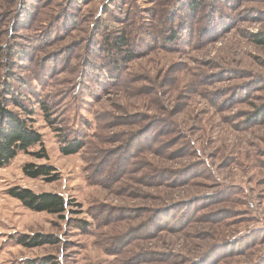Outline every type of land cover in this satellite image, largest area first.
<instances>
[{
	"label": "rangeland",
	"instance_id": "1",
	"mask_svg": "<svg viewBox=\"0 0 264 264\" xmlns=\"http://www.w3.org/2000/svg\"><path fill=\"white\" fill-rule=\"evenodd\" d=\"M195 2L0 0V93L47 153L0 168V264H264V0Z\"/></svg>",
	"mask_w": 264,
	"mask_h": 264
},
{
	"label": "trees",
	"instance_id": "2",
	"mask_svg": "<svg viewBox=\"0 0 264 264\" xmlns=\"http://www.w3.org/2000/svg\"><path fill=\"white\" fill-rule=\"evenodd\" d=\"M196 5L195 0H192L191 8H194ZM176 38V33L173 32L170 36V41L174 42ZM107 40L109 39L106 38L104 44H108ZM255 42L264 45V36H257ZM125 46L126 38L124 36H116L110 47L112 48L111 50L121 52ZM131 55V51H127L124 58H130ZM12 102L17 106L15 99ZM7 106V97H5V94L0 93V168L8 165L20 153L31 154L39 159L47 158V153L43 147L40 148V151L30 153L29 150L32 147L42 146V136L33 128L27 119L12 109H9ZM258 112L261 114V118L264 119V107ZM81 147L82 144L77 142L68 144L65 147L63 146L61 151L64 155H71L78 153ZM53 170V167L49 165H34L32 163L25 164L22 169L23 174L30 179H45L50 182L57 179V175L50 176ZM7 193L10 197L19 201L23 207L37 213L60 215L65 212L69 205V202L57 193H34L29 189L19 186L9 188ZM49 243H52V239L43 235L17 239V244L28 248Z\"/></svg>",
	"mask_w": 264,
	"mask_h": 264
}]
</instances>
